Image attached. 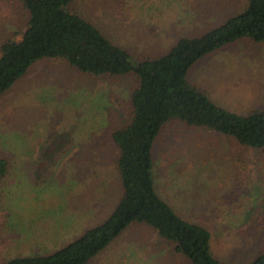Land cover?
Here are the masks:
<instances>
[{
	"label": "rangeland",
	"instance_id": "obj_1",
	"mask_svg": "<svg viewBox=\"0 0 264 264\" xmlns=\"http://www.w3.org/2000/svg\"><path fill=\"white\" fill-rule=\"evenodd\" d=\"M248 0H73L67 10L95 25L133 65L166 54L241 13ZM28 13L0 0V45L20 40ZM190 82L222 108L264 109V43L243 39L200 60ZM134 73L91 76L41 61L0 98V264L45 255L104 223L122 197L112 141L130 119ZM156 189L177 213L213 233L212 249L246 264L264 248V150L182 122L154 144ZM89 264H189L144 224H133Z\"/></svg>",
	"mask_w": 264,
	"mask_h": 264
},
{
	"label": "trees",
	"instance_id": "obj_2",
	"mask_svg": "<svg viewBox=\"0 0 264 264\" xmlns=\"http://www.w3.org/2000/svg\"><path fill=\"white\" fill-rule=\"evenodd\" d=\"M28 13L20 40L0 45V98L41 61L59 60L91 76L134 73L127 124L111 133L122 197L108 219L80 238L45 255L14 257L3 264H89L133 224H144L189 264H228L215 256L213 233L182 218L156 189L154 144L174 122L224 135L241 146L264 150V109L238 114L215 103L190 82L204 57L239 40L264 43V0H248L241 13L200 37L182 38L166 54L133 65L91 22L66 8L73 0H19ZM10 169L0 153V181ZM264 238V229L262 230ZM246 264H264V248Z\"/></svg>",
	"mask_w": 264,
	"mask_h": 264
}]
</instances>
